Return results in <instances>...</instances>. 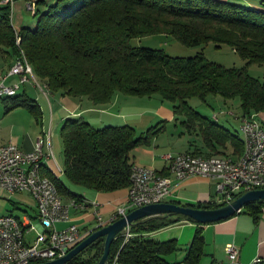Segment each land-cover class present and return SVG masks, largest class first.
Masks as SVG:
<instances>
[{
	"label": "trees",
	"instance_id": "16d2710c",
	"mask_svg": "<svg viewBox=\"0 0 264 264\" xmlns=\"http://www.w3.org/2000/svg\"><path fill=\"white\" fill-rule=\"evenodd\" d=\"M21 1L35 2L32 15L37 20L33 28L15 29L13 0H0V58L7 70L16 60H23L48 92L74 99L85 97L98 106L108 104L116 94L157 96L172 105L174 116L184 117L181 124L188 130L194 128L209 151L191 155L229 157L227 145L236 160L242 155L243 140L201 115L188 101H205L209 95L225 100L238 98L241 117L264 115V82L247 71L251 64H264V0L260 10L220 0H56L45 10L40 9L44 0ZM154 35L170 36L187 47L225 45L245 65L226 68L201 54L174 58L130 44L132 39ZM1 100L5 113L25 108L39 119V107L27 95L15 94ZM160 130L153 127L137 136L130 126L96 129L81 118H68L60 129L63 175L68 182L95 192L127 189L133 166L129 153L138 146H147ZM41 175L54 183L60 195L76 203L81 201L50 171L42 168ZM224 205L199 203L184 207L215 209ZM262 211L264 201H254L245 204L239 213L256 221ZM173 216L197 225L182 262L165 259L178 250L174 240L159 242L144 236L170 224L166 220L156 223L170 217L161 215L131 225L132 237L124 244L116 238L110 246L108 264L115 256L116 264H197L204 245L202 224L186 216ZM103 242L104 238L97 239L66 264H96Z\"/></svg>",
	"mask_w": 264,
	"mask_h": 264
},
{
	"label": "crops",
	"instance_id": "0c3cea01",
	"mask_svg": "<svg viewBox=\"0 0 264 264\" xmlns=\"http://www.w3.org/2000/svg\"><path fill=\"white\" fill-rule=\"evenodd\" d=\"M220 1L239 4L254 10H260L262 8L261 0ZM20 27L23 26L20 25ZM0 71H7V66L4 63L0 66ZM16 80L17 78L13 77L8 79L6 83L13 84ZM27 83L29 82L25 84ZM17 93L18 91H14L12 95ZM20 94L27 95L24 89H22ZM51 96V100L47 102L48 105L40 97L32 98L28 96L39 107L40 122L38 124L40 123L39 134L41 135L36 134L35 137H29L27 135L21 137L16 135L13 132L14 124H9L3 128L2 123L4 117H0V146L13 143L23 151H31L37 139H41L43 142V152L45 154L50 151L52 152V158L45 157L43 159L41 169L50 171L71 193L81 197L79 203L85 207L83 209H76L69 206L73 199L60 195L62 203L69 206L70 220L67 223L56 224L58 230L67 227L68 224L76 225L82 232L91 230L97 225L95 213L101 217L106 223L104 226H106L110 224L107 222L113 214L118 210L126 209L128 205L129 187L114 192H95L74 185L64 177L62 147L58 141L57 129L68 118H81L96 129L130 126L135 130L136 135L137 132L149 130L153 127L161 128L160 132L150 139L147 146L134 148L129 153V157L133 165L151 168L157 172V175L166 178L170 182L171 192L163 202L180 206L197 205L199 203H223L216 189V179L190 177L183 181H177L170 174V159L167 158L168 155L172 157L183 153L205 155L209 151L204 147L197 131L192 130L194 128L188 130L185 127L187 129L186 131L181 130L183 129V125L178 123V117L174 116L170 106L165 104L166 102L156 97L137 98L116 94L108 104L98 106L93 105L85 97L74 99L61 95L57 98L56 94H52ZM8 113L4 112V114ZM235 118H237L236 120L240 124L242 117L237 116ZM7 128V132H4ZM166 135L169 137V141L172 140V145H169V142V144H161L162 141L160 140ZM226 153L230 155V158L236 160V156H231V146L227 145ZM19 195L22 197L23 193ZM26 195L27 197L29 196L28 194ZM30 201L34 203L32 200ZM132 210L134 209H126V213ZM36 214L33 217L27 214L25 216L32 223V220L37 221ZM19 220L22 223V220ZM165 220L170 222V224L144 236L159 242L174 240L178 247L176 252L179 251L180 253L186 254V249L191 242L197 225L188 219L176 216H170L164 220L158 219L156 223L164 222ZM35 226L40 230L38 221ZM201 228L204 245L197 264H249L256 257L264 259V211H262L259 219L256 221L246 213H239L224 220L202 224ZM227 244H233L238 250L235 262H229L226 257L224 247Z\"/></svg>",
	"mask_w": 264,
	"mask_h": 264
},
{
	"label": "built area",
	"instance_id": "2783aa9c",
	"mask_svg": "<svg viewBox=\"0 0 264 264\" xmlns=\"http://www.w3.org/2000/svg\"><path fill=\"white\" fill-rule=\"evenodd\" d=\"M9 0H6L8 2ZM12 1V0H11ZM25 8L32 14L35 11V2L28 1ZM16 77L17 82L6 83L8 79ZM30 82L27 72L22 71L17 60L6 72L0 71V99L6 97V93L19 91L20 86ZM239 130L248 138L249 152L246 161L242 165H233V158L216 156L206 158L202 155L177 154L168 155L173 158V169L170 174L177 181H183L190 177L216 179V189L221 196V202L228 204L245 192L264 188V135L263 127L255 119L242 117ZM43 142L37 139L31 151H23L13 143L0 146V194L8 193L28 194L36 204V218L40 230L33 226L27 216L18 218L11 213L0 215V264H38L59 259L78 245L93 231L102 228L106 223L96 213V227L82 232L74 224L58 230L56 224L69 222V206L76 209L85 208L83 204L71 201L69 206L62 203L61 196L50 198L47 193H38V186L33 178V167L41 166L43 159L52 158V152H43ZM189 157H200L205 161V169L183 168L182 160ZM208 167H221L223 177H211L208 175ZM157 172L151 168L133 165L130 174V186L128 190V205L126 209H136L142 206L158 204L170 194V182L157 183ZM261 178V187H251V178ZM54 186L45 176V182ZM39 194L47 195V204L39 203ZM126 209L118 210L111 216L107 223H112L125 216ZM16 219H23L24 230L16 229ZM35 232V239L29 246H22V234ZM120 237L124 244L132 237L130 226L126 225L116 238ZM115 238V239H116ZM229 262H235L238 250L233 244L224 247ZM117 256L110 264H116ZM108 264V262H107ZM249 264H264V259L254 258Z\"/></svg>",
	"mask_w": 264,
	"mask_h": 264
},
{
	"label": "rangeland",
	"instance_id": "374dc122",
	"mask_svg": "<svg viewBox=\"0 0 264 264\" xmlns=\"http://www.w3.org/2000/svg\"><path fill=\"white\" fill-rule=\"evenodd\" d=\"M45 5H41L40 9L45 10L47 5L55 3L56 0H44ZM36 17H33L32 13L27 11L25 8V2L21 0H13L12 2V24L15 29H18L20 25L23 27L33 28L36 24ZM22 23V24H21ZM131 46L133 47H143L150 48L154 50L162 51L165 55L174 58H190L194 57L198 54H201L207 61H211L217 64H220L226 68H241L244 67L245 61L242 60L237 54H235L232 49L228 46H221L220 48H216L213 43H208L204 46H195V47H187L176 41L174 38L165 35H154L150 37H144L139 39H132L130 41ZM3 61L0 58V66ZM247 71L250 76L264 82V64L257 65L251 64L247 67ZM34 79L30 78V82L27 84H23L20 86V89L17 94H20L22 89L26 91V94L29 97L35 98L40 97L44 103L48 105V100H51L52 94H56V97L59 98L58 93H50L45 89L44 82L34 76ZM35 80V81H34ZM18 80H16L17 82ZM36 83V84H34ZM34 86V87H33ZM14 96V95H12ZM6 96V97H12ZM156 98H158L156 96ZM189 105L193 107L197 112L201 115L208 117L219 125L225 126L232 134H237L242 140V135L239 131V122L236 120L237 116H241V111L239 108V99H223L219 96L209 95L205 101H201L197 98H192L189 101ZM165 104L170 106L172 109V105L168 102ZM0 117H4L2 127L8 126L9 124H14L13 132L16 135L21 137H25V135L29 137H35L36 134L40 133V118L38 121L35 117L30 114L24 108H17L14 111L4 114V104L0 99ZM256 117V116H255ZM184 117H178V123L181 125ZM257 120L261 123L264 130V115L262 114ZM176 121V120H175ZM60 125V124H59ZM158 125V124H156ZM155 125V126H156ZM185 126H183L182 131H186ZM60 129L61 125L57 129V136L60 146L62 147V140L60 137ZM8 128L5 129L4 132H7ZM180 130V131H181ZM147 130H143L145 133ZM142 132H137V136H139ZM41 135V134H39ZM169 137L167 135L163 137L160 141L161 144H169L172 145V140H168ZM169 142V143H168ZM145 146V145H143ZM141 147V146H138ZM170 151V150H169ZM24 197V198H22ZM10 195L8 193L0 194V215L11 213L16 217H22L27 215H31L32 217L36 214V204L33 199L23 193V195ZM29 198V199H28ZM32 200L34 203H32ZM26 213H25V212ZM30 216V217H31ZM37 224L36 220H32V225L35 226ZM35 239V233L31 232L25 236L26 245L29 246L32 241ZM185 253H180L179 251L170 255L165 256V259L170 262H182L184 259Z\"/></svg>",
	"mask_w": 264,
	"mask_h": 264
},
{
	"label": "water",
	"instance_id": "95a60500",
	"mask_svg": "<svg viewBox=\"0 0 264 264\" xmlns=\"http://www.w3.org/2000/svg\"><path fill=\"white\" fill-rule=\"evenodd\" d=\"M254 201H264V188L245 192L232 202L215 209H195L167 202L142 206L126 213L125 216L119 218L115 222L93 231L65 256L56 260L38 264H66L74 256L82 252L99 238H104V242L102 254L96 264H107L110 246L126 225L131 226L143 219L161 215H182L199 224L213 223L239 213L245 204Z\"/></svg>",
	"mask_w": 264,
	"mask_h": 264
},
{
	"label": "bare ground",
	"instance_id": "6f19581e",
	"mask_svg": "<svg viewBox=\"0 0 264 264\" xmlns=\"http://www.w3.org/2000/svg\"><path fill=\"white\" fill-rule=\"evenodd\" d=\"M19 42V39L17 40ZM18 64L20 65L22 71L27 72L28 76L34 79L33 77V72L29 64L23 60L17 61ZM35 81V80H34ZM46 89V88H45ZM14 93L8 92L6 93V96H11ZM248 119H254V117H245ZM242 138H243V143H244V151L240 157H238V160H233V165H242L246 159L247 155L249 152V142L248 138L245 135V133L241 130H239ZM263 135H264V130H263ZM214 158V157H210ZM170 159V168L169 170L173 169V158ZM182 167L183 168H195V169H205V161L202 160L200 157H189V158H184L182 160ZM208 175H211V177H223V170L221 167H208ZM33 178L34 182L36 184H41V186H38V193H47L49 194L50 198H58V193H57V188L55 186H52L50 183H43L45 182V177L41 175V166H34L33 167ZM51 182V181H50ZM156 182L157 183H166L167 179L159 176L156 174ZM251 187H261V178L259 177H252L251 178ZM39 203L40 204H47V195L46 194H39ZM22 223L20 222L19 219H16V229L17 230H24V221L23 219ZM27 234H22V246H27L26 241H25V236Z\"/></svg>",
	"mask_w": 264,
	"mask_h": 264
}]
</instances>
